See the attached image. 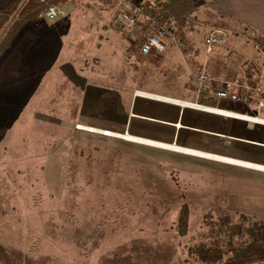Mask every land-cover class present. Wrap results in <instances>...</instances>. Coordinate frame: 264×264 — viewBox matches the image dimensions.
<instances>
[{"label":"rangeland","instance_id":"rangeland-1","mask_svg":"<svg viewBox=\"0 0 264 264\" xmlns=\"http://www.w3.org/2000/svg\"><path fill=\"white\" fill-rule=\"evenodd\" d=\"M103 27L99 41L68 30L46 76L27 55L15 61V41L0 59L10 54L15 64L0 105V263L227 264L264 252V171L123 137L264 165V126L203 136L190 126L221 130L229 120L134 96L186 93L187 54L170 46L157 67ZM241 133L260 145L238 141ZM184 204L189 229L180 235Z\"/></svg>","mask_w":264,"mask_h":264},{"label":"crops","instance_id":"crops-1","mask_svg":"<svg viewBox=\"0 0 264 264\" xmlns=\"http://www.w3.org/2000/svg\"><path fill=\"white\" fill-rule=\"evenodd\" d=\"M12 1L13 0H0V11L7 9ZM71 1L72 0H68L67 2L60 4L64 7L66 12L64 17L49 21L43 14L39 19L28 22L24 25L13 40L15 41V61L18 60L17 55H27V57L33 59L29 62V65L34 63L35 69L38 68V70H40V65H42L44 76L50 74L53 65L57 62V59L60 58L59 53H61V50L63 49L64 41H67L68 30L70 29L76 31L79 30L80 37L83 38V35H85V37L88 38V41H99V32L101 31V27L104 26L102 31H116L115 33L118 38H113L111 36L112 39L116 41H125L124 43L129 44L128 48L132 45V39L130 36L126 33L124 34L120 32L114 26V13L121 0H76L78 3H84V5L78 4L74 9L68 12ZM131 1L136 3H150L155 2L156 0ZM111 9H114L111 23L108 19L107 22L104 23L106 19L104 14L111 15ZM201 15L204 16V19H200ZM194 17H196L194 22L192 20L190 28L187 29L184 37L180 38V42L185 44L183 47L184 49L186 45L195 48V52L192 55L187 54L188 63L186 64V68L189 70V77L190 68L198 70L203 66H206L209 73L216 78H224L228 80L247 78L251 84H260L264 87L263 61L255 49L257 42L264 40V0H201L197 12L194 13ZM218 22L224 23L225 26H217L216 24ZM73 25L74 28L72 27ZM204 25L210 26L208 31L203 32ZM216 27L226 30L227 43L223 47L216 48L211 55H207L205 52L204 41L208 32ZM107 39L110 41L109 38ZM232 51L235 52V56L233 59H228L227 54ZM48 55L50 56L48 57ZM11 58L12 56L10 54L8 56L6 55L0 66V105L3 104L2 90L3 84L5 83L4 81L12 79L13 77L15 79V64ZM36 64H38V66H36ZM6 66H8V68L3 69ZM252 67L257 70V74L251 72ZM8 83L10 82L8 81ZM187 85L189 90L187 89L186 93L182 95L181 93L179 95L175 94V96L157 94L146 90L143 91L175 99L177 101H184L192 104L197 103L206 107L224 109L262 118L260 113L264 110L258 113L257 102L255 99L249 103L217 99L216 97H211L205 93L199 94L190 79L188 80ZM134 96L168 104L176 109L178 108L179 114L183 113L186 109H189L193 112L216 115L229 120L230 123L226 121L225 126L221 127V130L212 129L209 126L207 128L190 126L191 129L203 132V136H212L216 132L220 137H225L224 134L226 133H231L230 135L232 137L233 133L238 134L237 132H244L243 126L246 125L244 122L254 124V126H264L263 124L219 115L192 106H182L178 103L164 102L137 94ZM167 123H170L177 128L183 126L179 121H169ZM246 134L247 135L241 133L240 138H237L238 141L247 142L251 145H260V140L255 138L253 136L254 134ZM133 135L151 139L150 137L147 138L138 133H133ZM180 145L191 149L197 148L184 144ZM115 260L117 259L114 256L113 259L111 258L110 261H108L109 263H107L118 264ZM260 264H264V262H261Z\"/></svg>","mask_w":264,"mask_h":264},{"label":"built area","instance_id":"built-area-1","mask_svg":"<svg viewBox=\"0 0 264 264\" xmlns=\"http://www.w3.org/2000/svg\"><path fill=\"white\" fill-rule=\"evenodd\" d=\"M41 2L45 3V0H41ZM156 5V2L136 3L131 0H121L114 13V26L120 32L130 36L131 42L136 45L139 54L142 56H149L152 53L165 54L170 46H175L182 52L181 45L183 43L180 42L179 38L180 27L174 22L162 24L153 17L152 11L155 10ZM65 15V9L61 5H49L44 12L45 18L49 21ZM190 26L191 23L186 20L182 29H188ZM226 43V30L218 27L213 28L205 38V52L207 55H211L216 48L223 47ZM182 49L184 51L182 53L185 54H193L195 52V48L189 45H186L185 49L182 47ZM255 49L264 66V40L257 42ZM232 53L228 55V59H232L234 56H231ZM251 72L257 74V70L254 67L251 68ZM191 77L199 94L205 93L217 99L233 102L242 101L244 103L252 102L255 99L258 113L264 110V87L260 84H251L247 78L234 81L216 78L209 73L206 66L191 71ZM136 94L140 95L141 92H136Z\"/></svg>","mask_w":264,"mask_h":264},{"label":"trees","instance_id":"trees-1","mask_svg":"<svg viewBox=\"0 0 264 264\" xmlns=\"http://www.w3.org/2000/svg\"><path fill=\"white\" fill-rule=\"evenodd\" d=\"M68 0H13L7 9L0 11V59L8 50L12 41L20 30L28 22L39 19L49 5H60ZM201 0H156L155 10L152 16L162 24L176 23L180 27L179 38H183L187 29H182L184 22L189 20L194 22V13L198 10ZM217 26H225L218 22ZM5 31V32H4ZM185 44L181 46L184 47ZM131 53L142 62H150L152 65L160 67L165 59V54L152 53L149 56L139 54L135 44L130 45ZM190 210L184 204L178 216V231L180 235H186L189 229ZM264 262V252L253 250L249 255L238 257L227 264H260ZM1 264V263H0Z\"/></svg>","mask_w":264,"mask_h":264},{"label":"bare ground","instance_id":"bare-ground-1","mask_svg":"<svg viewBox=\"0 0 264 264\" xmlns=\"http://www.w3.org/2000/svg\"><path fill=\"white\" fill-rule=\"evenodd\" d=\"M140 92H141L140 96L150 97V98L158 99V100L164 101V102L178 103L182 106H192V107H195L197 109H202L205 111H211V112L217 113L219 115L233 117V118H237V119H243V120H246L249 122H255L257 124H263L264 125V118L245 117V116H243L244 114H241L238 112L209 108V107L201 106L198 104H192V103H188V102H184V101L183 102L177 101L175 99L163 97L161 95H156L153 93H148V92H143V91H140ZM81 128H84V127H81ZM123 137L127 140L138 142V143L149 144V145H153V146H158V147L174 150L177 152H182L184 154L199 156V157L208 158V159H212V160H216V161H220V162H224V163H228V164H232V165H238V166H242V167H246V168L264 171V165H260V164L253 163V162H248V161L234 159V158H230V157H226V156L212 154V153L204 152L201 150L186 148V147H182V146L177 145V144H169V143L159 142V141H155V140H151V139H146V138L138 137L135 135H131L129 133L125 134Z\"/></svg>","mask_w":264,"mask_h":264}]
</instances>
